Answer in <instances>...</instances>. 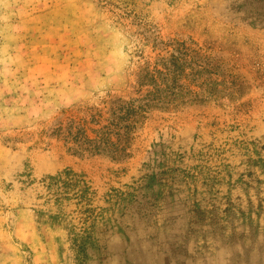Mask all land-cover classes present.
<instances>
[{"label":"rangeland","instance_id":"obj_1","mask_svg":"<svg viewBox=\"0 0 264 264\" xmlns=\"http://www.w3.org/2000/svg\"><path fill=\"white\" fill-rule=\"evenodd\" d=\"M177 42L124 159L58 133ZM0 264H264V0H0Z\"/></svg>","mask_w":264,"mask_h":264},{"label":"trees","instance_id":"obj_2","mask_svg":"<svg viewBox=\"0 0 264 264\" xmlns=\"http://www.w3.org/2000/svg\"><path fill=\"white\" fill-rule=\"evenodd\" d=\"M176 44L178 46L174 47L170 56L158 54L157 60H147L140 66V85L152 86V90L142 100L119 103L120 99L113 100L108 96L103 100L101 107L94 106L82 110L68 108L64 111L58 133L64 131L68 138L88 146L93 152H111L114 157L124 159L129 154L132 133L146 109L154 103L166 102L163 98L167 96L163 92L170 86L167 82L171 81L172 85H176L184 75L187 55L182 51L177 54V51L185 46L179 42ZM173 92L172 94H175ZM80 112L85 115L79 116Z\"/></svg>","mask_w":264,"mask_h":264}]
</instances>
